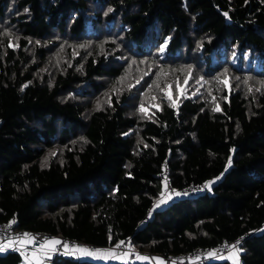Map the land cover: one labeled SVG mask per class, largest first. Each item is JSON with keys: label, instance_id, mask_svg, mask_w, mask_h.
<instances>
[{"label": "trees", "instance_id": "16d2710c", "mask_svg": "<svg viewBox=\"0 0 264 264\" xmlns=\"http://www.w3.org/2000/svg\"><path fill=\"white\" fill-rule=\"evenodd\" d=\"M163 74L188 79L183 95L172 84L166 98ZM164 163L173 188L210 189L155 208ZM11 221L160 256L247 236L240 264H264V0H0V224Z\"/></svg>", "mask_w": 264, "mask_h": 264}, {"label": "built area", "instance_id": "2783aa9c", "mask_svg": "<svg viewBox=\"0 0 264 264\" xmlns=\"http://www.w3.org/2000/svg\"><path fill=\"white\" fill-rule=\"evenodd\" d=\"M158 179L161 182V192L159 194V197L157 198L155 205L158 204V201L161 199V194L164 193L165 191L167 193V197L170 198L166 197V202L163 204H167L171 202L176 197H192L201 193H205L210 189V186L206 183H202L198 185L190 184L182 188H173L170 184L169 173H168L167 165L165 163L162 165V168L158 173ZM165 182L167 183V190H165L164 188ZM177 193H179V195H177ZM148 219H149V214H147L143 218L142 223H146ZM7 224H0V243H6L9 239H16L17 237H23V234L25 233L33 237L35 241L33 244H27L26 247H22L19 244H17L16 247L19 248L20 251L7 250L5 252H0V253L15 252L19 254V256L21 257V261L19 262V264H25V260L30 259L32 257L33 252H35L41 258L42 264H53L57 259L62 258L64 256H68L69 252L66 254L62 245H58L55 251L48 253V256L50 258L47 259L44 258V253L40 251L39 245L47 239H57L63 243H67L70 247L81 246V247L89 248L91 250H98L95 247L65 237L53 236L46 233L17 229L15 227V223L12 225L11 229H7L4 227ZM246 237L247 236L238 238L232 242H223L219 244L216 248L196 249L195 251L190 253L180 254V255H170V256H160L158 254H150L147 252L133 250L129 238H125L122 240L125 243L120 248H116L114 246L105 249L107 250L112 249L118 255L127 253L128 262H136L138 260L137 258L138 256H146L150 258L148 260V264H210L213 258L216 256H227L229 254L236 253L240 258L239 247ZM238 241L239 243H237ZM233 245L236 246L235 249L232 248ZM209 253H216V255L209 256L208 255Z\"/></svg>", "mask_w": 264, "mask_h": 264}, {"label": "snow or ice", "instance_id": "6c2138e0", "mask_svg": "<svg viewBox=\"0 0 264 264\" xmlns=\"http://www.w3.org/2000/svg\"><path fill=\"white\" fill-rule=\"evenodd\" d=\"M225 15H227V13H225ZM9 46H11V45H9ZM160 51L163 52L164 51V47H161ZM225 75H226V73H225ZM187 83H188V79H185L184 84L187 85ZM223 83L225 84V86L229 85V81L227 79H225L223 81ZM156 86L159 87V84H157ZM176 87L180 91V94L183 95V90L180 89V85L177 84ZM166 88L169 89V91L166 93V98L169 101H172L173 97H172V93L170 91V89L172 88V85H166ZM153 99H155V97H153ZM173 103H174V101H173ZM153 106L159 108L158 105H153ZM214 110L215 111H219L220 110L219 106H217ZM140 111L145 113V114H147V110L145 109V107L143 105H141ZM229 163H230V161H229ZM164 188H165V190H167V183L166 182H165ZM177 195H179V193H177ZM166 197H167V193L165 191L164 193L161 194V199L158 201L157 206H159L160 204L165 203L166 202ZM167 198H170V197H167ZM14 223H15V221H11V222H9V224H7L4 227L7 228V229H11L12 225ZM34 242H35L34 238L29 236L27 233H25V234H23V237H17L16 239H9L6 243H0V252H5L7 250L20 251V249L16 247L17 244L27 245V244H33ZM124 243H125L124 241H120L119 243L116 244L115 247L116 248H120ZM237 243H239V241ZM58 245H62V247L64 248L66 254L68 252L79 253V254H81L83 256L93 257V258H96V259L109 258V259L124 260L125 257L128 255L127 253L118 255L112 249L101 251V250H90L88 248L81 247V246H71L70 247L67 243H63V242H61V241H59L57 239H47V240H45L43 243H41L39 245V249H40V251L42 253H44V258L47 259V258H50L48 256V253L55 251ZM232 248L235 249L236 246L233 245ZM208 255L209 256H214V255H216V253H209ZM137 258L140 259V260H149L150 259L149 257H146V256H138ZM221 258H223V257H221ZM229 258L234 259V256H230ZM33 261H35V264H42L41 258L35 252H33L32 257L30 259H26L25 260V264H33ZM234 264H236L235 259H234Z\"/></svg>", "mask_w": 264, "mask_h": 264}, {"label": "crops", "instance_id": "0c3cea01", "mask_svg": "<svg viewBox=\"0 0 264 264\" xmlns=\"http://www.w3.org/2000/svg\"><path fill=\"white\" fill-rule=\"evenodd\" d=\"M177 198H180V197H176L174 199H177ZM165 205L166 204H160L159 206L155 205V208H162ZM19 245L22 246V247H26L27 246V245H24V244H19ZM98 250L103 251V250H107V249H98ZM230 256H234L236 264H240V261H239L240 258H239V256L236 253H232V254H229L227 256H216V257L213 258L211 263H213V264H234V259L229 258ZM68 257H71V258H74V259H80V260H89V261H92V262H95V263H108V262H117V263H121V264L122 263H128V261H126V257H125L124 260L109 259V258L96 259V258H93V257L83 256V255H81L79 253H71V252L68 253ZM221 257H223V258H221ZM136 262L140 263V264H148V260H140V259H138ZM33 264H35V261H33Z\"/></svg>", "mask_w": 264, "mask_h": 264}, {"label": "rangeland", "instance_id": "374dc122", "mask_svg": "<svg viewBox=\"0 0 264 264\" xmlns=\"http://www.w3.org/2000/svg\"><path fill=\"white\" fill-rule=\"evenodd\" d=\"M177 75V74H175ZM228 78V77H227ZM185 77L182 79L177 75V77L171 76L166 78V74H163L161 76H157L154 78V81L158 84V82L162 83V85H180V89H182V85H184ZM230 84V82H229ZM168 90V88H166ZM168 92V91H167ZM180 93V91H179ZM126 261H128V257L126 256Z\"/></svg>", "mask_w": 264, "mask_h": 264}]
</instances>
